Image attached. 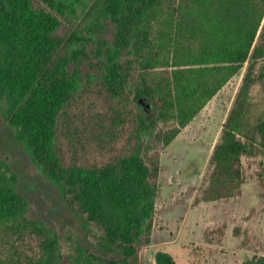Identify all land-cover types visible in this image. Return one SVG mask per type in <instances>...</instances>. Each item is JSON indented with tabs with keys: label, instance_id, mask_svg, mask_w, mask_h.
<instances>
[{
	"label": "trees",
	"instance_id": "1",
	"mask_svg": "<svg viewBox=\"0 0 264 264\" xmlns=\"http://www.w3.org/2000/svg\"><path fill=\"white\" fill-rule=\"evenodd\" d=\"M42 1L47 8L0 0V112L72 210L104 230L101 254L81 245L72 264H140L138 244L156 224L161 155L152 145L170 144L248 63L205 198L241 192L248 147L240 134L248 124L264 136V121L255 127L247 118L249 88L264 80V72L254 76L264 60V0ZM63 21L77 25L67 39L58 33ZM126 93L153 99L157 119L176 122L144 141L138 127L134 147L109 157L103 112L118 119ZM138 105L137 124L147 125ZM88 155L96 163L87 165ZM18 181L0 157V264H59V234L27 214ZM156 263L178 264L162 250ZM244 264H264V256Z\"/></svg>",
	"mask_w": 264,
	"mask_h": 264
},
{
	"label": "rangeland",
	"instance_id": "2",
	"mask_svg": "<svg viewBox=\"0 0 264 264\" xmlns=\"http://www.w3.org/2000/svg\"><path fill=\"white\" fill-rule=\"evenodd\" d=\"M33 1L47 8L42 0ZM76 27L63 21L58 33L67 39ZM247 66L248 63L240 75L230 79L181 128L170 144L152 145L154 149L159 147L161 155L156 224L151 235L143 236L138 244L140 264H157L156 254L160 250L171 253L178 264H244L255 255L264 256V136L253 126L247 124L240 134L248 147L241 158L240 194L214 200L205 198L213 167L211 157ZM256 66L254 76L258 79L264 72V60L260 59ZM257 81L249 88L247 102V118L255 127L264 121V80ZM122 99H115L121 101L118 119L106 109L103 112L102 120L110 133L105 151L109 157L125 155L134 147L138 127L146 134L142 136L144 141L161 127H173L176 122L157 119L154 110L146 113L147 125L140 126L137 123L142 108L130 93ZM92 115L93 121L96 117L101 119ZM129 115H134L133 120ZM4 156L18 175V189L28 202L27 214L59 234L62 254L59 264H72L81 245L101 254L99 242L104 230L72 210L60 187L33 160L29 148L17 138L15 129L0 112V157ZM96 161L93 155L86 157L87 165Z\"/></svg>",
	"mask_w": 264,
	"mask_h": 264
},
{
	"label": "water",
	"instance_id": "3",
	"mask_svg": "<svg viewBox=\"0 0 264 264\" xmlns=\"http://www.w3.org/2000/svg\"><path fill=\"white\" fill-rule=\"evenodd\" d=\"M137 103L141 104L147 113H153L155 108H156V105H155L153 99L148 98V97L139 98L137 100Z\"/></svg>",
	"mask_w": 264,
	"mask_h": 264
}]
</instances>
